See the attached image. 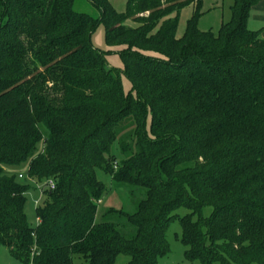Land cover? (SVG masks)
<instances>
[{
  "label": "trees",
  "instance_id": "trees-1",
  "mask_svg": "<svg viewBox=\"0 0 264 264\" xmlns=\"http://www.w3.org/2000/svg\"><path fill=\"white\" fill-rule=\"evenodd\" d=\"M200 1L128 0L118 13L109 0H0V254L157 264L183 209L188 261L264 264V39L247 26L260 0H233L217 32L198 29V12L177 37ZM102 23L124 71L92 45ZM99 173L140 196L132 210L101 208L111 190ZM31 180L45 183L36 225Z\"/></svg>",
  "mask_w": 264,
  "mask_h": 264
},
{
  "label": "rangeland",
  "instance_id": "rangeland-1",
  "mask_svg": "<svg viewBox=\"0 0 264 264\" xmlns=\"http://www.w3.org/2000/svg\"><path fill=\"white\" fill-rule=\"evenodd\" d=\"M113 8L118 13H124L126 11V6L128 0H109ZM233 4V0H201L199 8L196 7H189L181 12L179 25L177 29V37H181L185 30L189 19L196 13L199 12L201 15L198 19V29L201 31H208L213 30L217 32L222 24L228 23L232 18L231 6ZM91 8L87 6L86 11H90ZM126 25L131 27H137L138 24L132 22L131 20L126 22ZM91 42L94 48L98 49L105 55L106 62L108 66L112 69H116L118 71H124L125 64L124 60L121 57L119 46H110L107 41V33L106 27L102 23L100 24L91 36ZM122 88L127 95H132L133 98H136V94L132 90V86L128 79L122 75ZM45 135L47 132L42 129ZM26 170L27 165L24 166L22 169L19 170V180L25 181L26 179ZM99 179L103 181L108 188L111 190L110 195L104 200V202L100 205L102 209L110 207L113 203L116 205L120 204L122 207L124 204L132 205L131 210L134 208V203L137 202L140 198L139 195L134 194L131 195L128 192H124L121 194L118 190L114 189L116 185L112 182V180L107 177L101 175L99 173ZM31 185V190L27 194V204L25 207V213L28 216L29 222L31 225H36V208L42 205L43 203V196H42V187L45 185L44 182L39 183L37 181H28ZM123 200V202H122ZM38 202V204H36ZM119 206V207H120ZM128 209L130 206H126ZM178 218L173 220L167 230V241L170 247V252L163 257H160L157 260V264H200L198 262H190L185 258L184 252L185 247L182 245L180 241L181 237V225H180V218L185 216L187 212L183 209H180L178 212ZM212 213V208L207 207L204 209L205 216H210ZM127 229L121 228L123 234L130 238L134 233V228L128 225ZM129 261V257L120 255L117 259L115 264H127ZM0 263L1 264H19L15 261L7 248L1 249L0 254Z\"/></svg>",
  "mask_w": 264,
  "mask_h": 264
},
{
  "label": "crops",
  "instance_id": "crops-1",
  "mask_svg": "<svg viewBox=\"0 0 264 264\" xmlns=\"http://www.w3.org/2000/svg\"><path fill=\"white\" fill-rule=\"evenodd\" d=\"M247 26L249 30L258 32L260 37L264 39V0H260L252 8Z\"/></svg>",
  "mask_w": 264,
  "mask_h": 264
},
{
  "label": "built area",
  "instance_id": "built-area-1",
  "mask_svg": "<svg viewBox=\"0 0 264 264\" xmlns=\"http://www.w3.org/2000/svg\"><path fill=\"white\" fill-rule=\"evenodd\" d=\"M49 189L50 190H54L55 189V184L52 181L49 182ZM36 204H38V202H36Z\"/></svg>",
  "mask_w": 264,
  "mask_h": 264
}]
</instances>
